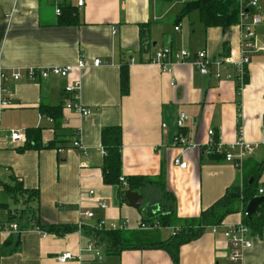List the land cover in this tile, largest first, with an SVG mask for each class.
I'll list each match as a JSON object with an SVG mask.
<instances>
[{
	"label": "crops",
	"instance_id": "crops-1",
	"mask_svg": "<svg viewBox=\"0 0 264 264\" xmlns=\"http://www.w3.org/2000/svg\"><path fill=\"white\" fill-rule=\"evenodd\" d=\"M184 3L85 0L83 8L69 7L75 14L72 22H61L63 16L56 15L50 0H0V102L2 88L8 90L9 100L0 110V182L15 186L18 181L38 193L33 202L36 219L31 222L79 226L63 237L35 229L14 234L0 230V264H174L170 252L156 246L170 240L175 229L196 220L228 189L243 190L254 178L255 189L264 188V50L251 55L240 104L231 66H210L209 74L189 62L164 70L153 62L160 48L206 50L213 61L236 49L241 40L238 21L227 29L205 27L199 11L185 13ZM260 14L257 42L264 48V1ZM141 26L148 31L143 34ZM96 58L103 64L95 66ZM80 59L86 68H77ZM53 66L75 69L68 77L34 81L11 76L15 71L25 74L28 68ZM122 68L129 71L130 90L125 96ZM75 81L81 82L79 101L92 111L89 116L66 108L71 99L64 88ZM182 113L189 119L181 128ZM116 126L123 131L121 176L132 185L127 188L104 182L101 134ZM239 126L244 140L257 145L242 168L207 151L209 130L228 150L239 136ZM14 130L24 140L13 141ZM180 135L199 147L177 145ZM77 139L86 155L74 147ZM30 140L39 147L24 148ZM177 158L187 167L176 165ZM131 188L142 193L147 204L143 210L122 199L121 193ZM248 203L235 205L236 211L218 225L220 233L208 228L180 245L179 264H230L222 230L245 223ZM23 207L20 196L14 199L0 191V226L8 221V208ZM260 209L264 219V203ZM87 211L94 216L84 215ZM27 216L25 224L30 221ZM161 217L169 223L164 228L172 231L139 226L160 222ZM100 220L124 223L129 229L99 230ZM248 226L252 247L244 252L243 264H264V225L258 230ZM90 243L99 246L101 259L85 251ZM66 252L76 258L59 262L57 256Z\"/></svg>",
	"mask_w": 264,
	"mask_h": 264
},
{
	"label": "built area",
	"instance_id": "built-area-1",
	"mask_svg": "<svg viewBox=\"0 0 264 264\" xmlns=\"http://www.w3.org/2000/svg\"><path fill=\"white\" fill-rule=\"evenodd\" d=\"M54 6V11L57 16H62L66 8L72 7L75 5L77 8H83L85 6V0H50ZM75 1V3H73ZM182 2H188L189 0H180ZM264 0H239L238 9H239V19L238 25L241 29V40L239 46L236 49L230 50L227 55H221L216 57L215 60H211L208 52L206 50H201L196 53H192L187 49H175L171 47H163L157 50L154 54L153 62L157 63L164 70L171 71V66L176 63H192L193 66L202 74H209L211 69L210 66H228L235 69L238 82H243L245 74L250 63L251 55L263 47L258 45V35H257V26H259L263 17L260 14V4ZM176 30H179V27H176ZM116 32V29L114 30ZM95 66H100L103 64V61L100 58H96L93 62ZM86 63L83 59H80L77 65L78 69L86 68ZM75 67L73 66H53L47 68H28L25 71V74L15 71L12 73V78L14 80H20L25 76L28 80H37L41 78H48L50 76H59V77H68ZM219 77V73L216 74ZM231 75L228 76L230 78ZM80 89L81 82L75 81L68 83L64 88V93L70 96L71 101L66 105V108L80 113L83 116H89L92 114V111L85 107L80 101ZM2 99L0 102V110L9 105V100L6 98L8 90L2 88ZM189 117L182 113L178 118V125L182 128L185 126V123L188 121ZM239 136L235 142L229 145L228 150L223 149V143L220 136H216L214 130H209L210 140L208 142V153H216L222 155L225 161L232 163L237 168H242L244 161L251 156L257 148L256 144L248 143L244 140L242 136V128H238ZM11 138L13 141H22L24 140L23 135L20 131L14 130L12 132ZM177 145L188 146L190 148H198L196 144L187 143V140L184 136L180 135L177 139ZM74 147L79 150L81 154H85V148L82 146L81 142L77 139L74 142ZM62 152L63 150L60 149ZM175 164L186 168L187 162L182 161L177 158ZM120 181L124 187H127V181L125 177H120ZM258 193L264 196V188H260ZM101 207L106 208L105 203H101ZM84 215L88 217H93L94 213L87 211ZM248 212H244V216H248ZM141 227L148 230H155L161 227L158 223L148 224L143 222ZM220 227L215 225L211 227V232L217 234L220 233ZM126 224L111 222L108 223L105 220H100L98 224V229H108L111 231L116 230H125ZM25 229H35L43 235H46L47 232L44 231L38 224L35 222H27L26 224H21L17 221H6L2 222L0 226L1 232L8 234L22 233ZM180 228L175 229L174 234H176ZM224 238L229 243V262L230 264H243L244 252L252 247V241L249 237L250 227L245 223L228 225L222 230ZM85 251L93 253L98 259H101V250L96 243H90ZM76 256L71 252H66L57 256V260L61 263H65L69 260L75 259Z\"/></svg>",
	"mask_w": 264,
	"mask_h": 264
},
{
	"label": "trees",
	"instance_id": "trees-1",
	"mask_svg": "<svg viewBox=\"0 0 264 264\" xmlns=\"http://www.w3.org/2000/svg\"><path fill=\"white\" fill-rule=\"evenodd\" d=\"M184 4L185 13H188L189 11L194 9L199 11L200 19L205 27H222L223 29H227L232 25H235L239 19L236 0H191ZM65 12L62 15L63 18L61 19V22H72V20H74V17L72 16L74 11L71 10V8H66ZM141 31L144 34L148 31V28H146L145 26H141ZM247 81L248 72H246L243 82H238L237 84V96L239 98V104L242 86L245 85ZM129 90V71L127 68H122L121 95H128ZM122 133V128L119 126L107 127L102 130L101 140L103 152L105 155V161L103 164V176L104 182L106 184H120V186L123 185L120 181V177H122ZM30 147L38 148L39 146L35 142L33 143V140H30L24 148ZM261 170L262 167H260L258 170L259 174ZM254 179H252L251 182L243 188V190H241V188L239 187L228 189L226 194L218 202H216L209 209L203 211L196 220H191V223L187 222V224L181 227V229L175 235H173L170 240L160 243L156 247L168 250L171 254L173 263L179 264L180 245L197 239L208 228L221 224L229 214L236 211V204L242 201L245 206L257 195L256 193H258V190L255 189ZM16 182L17 183L15 186H10L8 184H3L0 182V191H6L8 195L13 197L14 199L18 198L19 196L22 198V204L24 206L22 210H14L8 208V221H17L24 225V215L27 216L28 213L33 214L30 216L28 215L29 218L27 216L28 221H33L36 219L33 202L38 198V193L33 190L25 189L22 187L21 183H19L18 181ZM127 183V187L132 186L130 185L129 181H127ZM127 187L123 186V188ZM5 206L6 205L3 204L2 208H4ZM163 219L164 217H161L159 218L160 222L153 221L149 224L158 223L161 227H165L169 223L167 221H164ZM35 222L39 224V226L44 231L48 233H54L59 237H63L79 229L78 225L43 226L40 225L38 221ZM244 222L250 225L253 230L260 229L264 225L263 209L258 210L252 216H245ZM128 246L131 247L134 245L129 244Z\"/></svg>",
	"mask_w": 264,
	"mask_h": 264
},
{
	"label": "water",
	"instance_id": "water-1",
	"mask_svg": "<svg viewBox=\"0 0 264 264\" xmlns=\"http://www.w3.org/2000/svg\"><path fill=\"white\" fill-rule=\"evenodd\" d=\"M121 197L128 206L137 210H143L147 206L143 195L139 190L129 189L123 191L121 193ZM262 203H264V196L256 195L247 205L246 211L248 212L249 216L255 214L259 210V207Z\"/></svg>",
	"mask_w": 264,
	"mask_h": 264
},
{
	"label": "rangeland",
	"instance_id": "rangeland-1",
	"mask_svg": "<svg viewBox=\"0 0 264 264\" xmlns=\"http://www.w3.org/2000/svg\"><path fill=\"white\" fill-rule=\"evenodd\" d=\"M142 224V223H141ZM141 224H139V226H141ZM126 229H129L128 227H126ZM160 229L164 232H170L172 231L173 229L172 228H164V227H160Z\"/></svg>",
	"mask_w": 264,
	"mask_h": 264
}]
</instances>
